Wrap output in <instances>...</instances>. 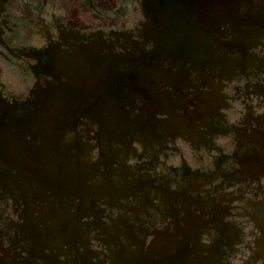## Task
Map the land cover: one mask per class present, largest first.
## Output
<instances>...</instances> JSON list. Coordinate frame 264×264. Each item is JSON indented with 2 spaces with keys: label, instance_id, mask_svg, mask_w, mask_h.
I'll return each instance as SVG.
<instances>
[{
  "label": "rangeland",
  "instance_id": "rangeland-1",
  "mask_svg": "<svg viewBox=\"0 0 264 264\" xmlns=\"http://www.w3.org/2000/svg\"><path fill=\"white\" fill-rule=\"evenodd\" d=\"M0 264H264V0H0Z\"/></svg>",
  "mask_w": 264,
  "mask_h": 264
}]
</instances>
